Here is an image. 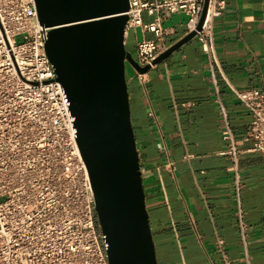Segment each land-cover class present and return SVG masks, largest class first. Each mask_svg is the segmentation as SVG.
I'll return each mask as SVG.
<instances>
[{"label":"crops","instance_id":"obj_1","mask_svg":"<svg viewBox=\"0 0 264 264\" xmlns=\"http://www.w3.org/2000/svg\"><path fill=\"white\" fill-rule=\"evenodd\" d=\"M225 1L212 23L213 70L193 38L142 76L134 69L125 75L157 264H246L245 252L251 264H264V154L244 155L234 171L220 155L225 145L215 102L217 91L231 131L241 140L251 114L231 88L264 90V0ZM159 17L168 32L167 49L187 34V16L163 10ZM132 48L136 52L135 42ZM238 204L245 213V249Z\"/></svg>","mask_w":264,"mask_h":264},{"label":"built area","instance_id":"obj_2","mask_svg":"<svg viewBox=\"0 0 264 264\" xmlns=\"http://www.w3.org/2000/svg\"><path fill=\"white\" fill-rule=\"evenodd\" d=\"M127 1L124 42L134 29L154 36L135 41L134 60L140 67L152 68L166 50L168 32L159 17L163 10L187 16V34L195 31L209 69L217 66L212 23L222 15L225 0ZM205 1V17L196 30ZM143 14L154 18L144 24ZM46 37L34 0H0V264H108L68 106L44 51ZM231 90L251 114L249 129L237 140L215 91L225 145L220 155L236 171L244 155L264 154V90ZM244 216L238 204L237 226L245 249ZM216 247L221 252V240ZM250 260L245 252V263Z\"/></svg>","mask_w":264,"mask_h":264},{"label":"water","instance_id":"obj_3","mask_svg":"<svg viewBox=\"0 0 264 264\" xmlns=\"http://www.w3.org/2000/svg\"><path fill=\"white\" fill-rule=\"evenodd\" d=\"M44 51L60 84L94 197L108 264H157L130 121L125 63L127 0H34ZM207 2L196 30H200ZM168 47L153 64L193 39Z\"/></svg>","mask_w":264,"mask_h":264},{"label":"rangeland","instance_id":"obj_4","mask_svg":"<svg viewBox=\"0 0 264 264\" xmlns=\"http://www.w3.org/2000/svg\"><path fill=\"white\" fill-rule=\"evenodd\" d=\"M153 18L154 17H147L145 14H143V16H142V20H143L144 24H146V23L150 22L151 20H153ZM141 37L142 36H141V33H140L139 29H134V30L129 31V34H128L129 44L126 47V49H127L128 52H130V54L132 55L133 58H135L136 52L132 48V43L135 42L136 40L141 39ZM15 40L17 42H20L21 38L20 37H16ZM132 70H133V68L126 62L125 63V75H127V73L129 71L131 72Z\"/></svg>","mask_w":264,"mask_h":264}]
</instances>
